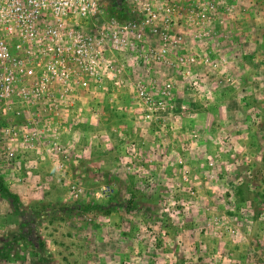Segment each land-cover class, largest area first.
<instances>
[{"label": "rangeland", "instance_id": "rangeland-1", "mask_svg": "<svg viewBox=\"0 0 264 264\" xmlns=\"http://www.w3.org/2000/svg\"><path fill=\"white\" fill-rule=\"evenodd\" d=\"M230 2L217 39L230 81H179L197 139L159 138L122 95L102 125L78 130L66 160L46 144L11 156L0 144V179L17 195L0 192V264H264V0ZM132 150L151 154L139 175L126 169Z\"/></svg>", "mask_w": 264, "mask_h": 264}, {"label": "built area", "instance_id": "built-area-1", "mask_svg": "<svg viewBox=\"0 0 264 264\" xmlns=\"http://www.w3.org/2000/svg\"><path fill=\"white\" fill-rule=\"evenodd\" d=\"M233 9L230 0H124L113 8L105 0H0L2 153L46 144L66 160L78 130L90 119L102 125L106 102L122 95L134 122L158 127L159 138L197 139L179 81L198 87L208 73L230 81L217 39ZM128 62L143 71L131 75ZM132 156L126 169L139 175L151 154ZM182 179L189 181L187 171ZM66 189L73 199L82 193L76 181Z\"/></svg>", "mask_w": 264, "mask_h": 264}, {"label": "trees", "instance_id": "trees-1", "mask_svg": "<svg viewBox=\"0 0 264 264\" xmlns=\"http://www.w3.org/2000/svg\"><path fill=\"white\" fill-rule=\"evenodd\" d=\"M0 192L3 193L7 198L12 199V201H17V195L12 192L6 184L0 179Z\"/></svg>", "mask_w": 264, "mask_h": 264}, {"label": "crops", "instance_id": "crops-1", "mask_svg": "<svg viewBox=\"0 0 264 264\" xmlns=\"http://www.w3.org/2000/svg\"><path fill=\"white\" fill-rule=\"evenodd\" d=\"M200 119H201V120H204V119H205V117H201ZM195 127H196V126H195Z\"/></svg>", "mask_w": 264, "mask_h": 264}]
</instances>
